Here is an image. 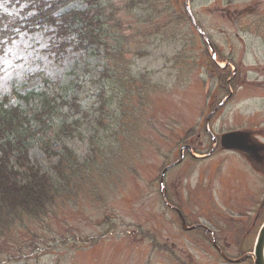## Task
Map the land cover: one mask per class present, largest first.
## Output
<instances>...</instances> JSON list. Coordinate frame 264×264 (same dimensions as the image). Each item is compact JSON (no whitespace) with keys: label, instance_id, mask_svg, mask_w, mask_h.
Instances as JSON below:
<instances>
[{"label":"rangeland","instance_id":"obj_1","mask_svg":"<svg viewBox=\"0 0 264 264\" xmlns=\"http://www.w3.org/2000/svg\"><path fill=\"white\" fill-rule=\"evenodd\" d=\"M130 1L110 0L117 7L116 33L125 36L112 77L119 86L112 89L106 129L98 130L104 142L111 138L103 149H109L108 161L93 169L91 180L79 182L67 202L55 206L54 216L25 222L24 230L35 238L19 225L11 228L8 238L0 239L6 242L1 247L28 256L12 262L1 258L0 264H253L248 254L264 220V174L219 147L206 158L184 150L180 162L164 174L167 202L181 210L187 226L208 227L228 258L247 255L237 263L222 258L209 231L182 229L162 200L159 181L161 170L178 160L183 144L199 156L207 154L213 145L209 132L217 136L247 128L264 139V47L257 35L241 32L242 18L231 21L226 12H238L250 0L188 2L192 17L221 52L230 51L226 41L233 45L232 56L242 52L235 33L250 43L238 82L251 84L234 90L223 104V78L206 65L208 49L189 22L186 0H156L159 15L153 19L142 18L138 7L128 8ZM251 1L259 9L264 6V0ZM19 9L0 1L2 12ZM49 41L44 30H23L6 42L0 51V99L13 101L12 91L41 87L42 77L67 82L85 76L84 85L91 87L87 71L102 63L103 55L83 58L68 48L57 56ZM80 91L82 98L86 92ZM87 100L92 103L94 97ZM215 108L206 127L204 117ZM83 129L76 131L80 140L73 137L69 143L80 158L93 145ZM38 152L31 155L43 162Z\"/></svg>","mask_w":264,"mask_h":264},{"label":"trees","instance_id":"obj_2","mask_svg":"<svg viewBox=\"0 0 264 264\" xmlns=\"http://www.w3.org/2000/svg\"><path fill=\"white\" fill-rule=\"evenodd\" d=\"M0 1L20 8L14 14L0 11V51L23 30H44L49 35L50 51L57 56L68 48L83 58L103 55L102 63L87 71L91 87L84 85L85 76L75 75L67 82L42 77L41 87L14 91L13 101L6 97L0 100V239L4 241L7 232L18 225L35 238L30 229L24 230L25 222H42L48 214L54 216L55 206L67 202L71 191L74 194L73 189L80 187L79 182L91 180L93 169L107 163L109 149L106 153L103 149L111 138L106 136L104 142L98 130L106 129L112 89L119 86L112 77L118 66L115 58L124 53L121 37L125 35L116 33L117 7L110 0ZM77 1L84 6H69ZM155 1L131 0L128 8L138 7L142 18L153 19L159 15ZM81 89L86 92L82 98L78 97ZM91 95L94 101L89 103ZM77 128H84L87 141L93 143L91 152L81 158L69 145L71 138L80 140ZM109 132L105 130V134ZM32 150L39 151L44 161L33 157ZM2 240L0 259L12 262L28 256L4 251L1 246L6 242Z\"/></svg>","mask_w":264,"mask_h":264},{"label":"flooded vegetation","instance_id":"obj_3","mask_svg":"<svg viewBox=\"0 0 264 264\" xmlns=\"http://www.w3.org/2000/svg\"><path fill=\"white\" fill-rule=\"evenodd\" d=\"M226 12L229 15V18L231 21H233V17L236 16L237 18H242V26H241V32L242 33H249L254 36L258 34L259 42L262 47H264V6L260 9L257 7V5L250 0V4L247 3L242 9L238 12V14L235 15V11H232V13L229 11L228 8H226ZM243 16V17H242ZM252 18V19H247ZM236 21V20H234ZM238 40L237 44H240V48L242 49V52L236 54L235 56H232V49L233 45L231 46V42L226 41V44H229V53H223L219 50L217 45L214 43V40L212 41V46L215 54V59H220L224 62L222 66H218L214 61L211 60L210 65L211 71L215 75H223V76H231L232 80H235L237 78V75H241L243 73L242 69V61L244 59L245 50L247 49L248 45L250 44L243 37H241L239 34H236L235 36ZM262 72L264 74V67L262 68ZM244 80H242L243 82ZM241 82V81H240ZM231 84V80L229 82L225 81V86L228 87ZM233 93V92H232ZM230 97V96H229ZM228 97V98H229ZM230 99V98H229ZM227 99L226 102L229 100ZM247 129V128H246ZM249 138L248 141L244 143L245 150L241 153L240 157L251 165L254 168H260L264 169V139L260 140L259 138V132L247 129ZM252 147H256L258 149L259 158L255 160L251 155L250 151L253 149Z\"/></svg>","mask_w":264,"mask_h":264},{"label":"water","instance_id":"obj_4","mask_svg":"<svg viewBox=\"0 0 264 264\" xmlns=\"http://www.w3.org/2000/svg\"><path fill=\"white\" fill-rule=\"evenodd\" d=\"M241 136H242L241 131L224 133L221 135V138H220L221 145L225 148H229V147L239 148L240 145L237 144V141L240 139ZM233 142H235L236 144H231ZM252 255H253L254 264H264V223L258 233ZM225 259L229 261H235V260H230L228 258H225Z\"/></svg>","mask_w":264,"mask_h":264}]
</instances>
